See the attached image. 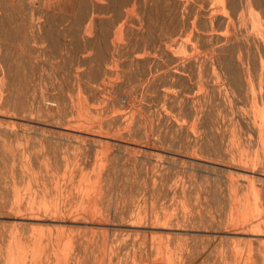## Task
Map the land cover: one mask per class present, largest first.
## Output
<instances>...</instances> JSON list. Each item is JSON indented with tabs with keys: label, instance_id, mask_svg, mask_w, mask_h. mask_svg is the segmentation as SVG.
Segmentation results:
<instances>
[{
	"label": "rangeland",
	"instance_id": "obj_1",
	"mask_svg": "<svg viewBox=\"0 0 264 264\" xmlns=\"http://www.w3.org/2000/svg\"><path fill=\"white\" fill-rule=\"evenodd\" d=\"M215 5L0 0V264H264V43Z\"/></svg>",
	"mask_w": 264,
	"mask_h": 264
},
{
	"label": "bare ground",
	"instance_id": "obj_2",
	"mask_svg": "<svg viewBox=\"0 0 264 264\" xmlns=\"http://www.w3.org/2000/svg\"><path fill=\"white\" fill-rule=\"evenodd\" d=\"M243 10H245L253 19L255 31L252 32V35L255 36L250 38V43L260 44V40L264 43V21L262 20V16L264 15V0H216V5L214 11L212 12L211 20L219 21L227 19V22L230 25L231 20L227 16L240 15ZM256 35L260 37L259 40L257 39Z\"/></svg>",
	"mask_w": 264,
	"mask_h": 264
}]
</instances>
